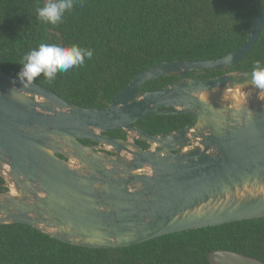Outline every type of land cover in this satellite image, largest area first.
I'll list each match as a JSON object with an SVG mask.
<instances>
[{
  "label": "water",
  "instance_id": "1",
  "mask_svg": "<svg viewBox=\"0 0 264 264\" xmlns=\"http://www.w3.org/2000/svg\"><path fill=\"white\" fill-rule=\"evenodd\" d=\"M263 29L260 14L247 41L223 57L148 66L103 109L71 104L37 82L21 88L0 69V177L10 188L0 192V225L27 224L72 245L112 249L264 217V89L250 70L185 76L239 63ZM163 76L178 79L141 90ZM174 114L195 120L159 134L135 125ZM120 129L132 136L109 135ZM208 259L264 264L232 250H213Z\"/></svg>",
  "mask_w": 264,
  "mask_h": 264
},
{
  "label": "trees",
  "instance_id": "2",
  "mask_svg": "<svg viewBox=\"0 0 264 264\" xmlns=\"http://www.w3.org/2000/svg\"><path fill=\"white\" fill-rule=\"evenodd\" d=\"M47 0H0V69L16 78L23 57L41 43H75L93 57L48 82H35L71 104L103 109L143 69L160 61L211 60L240 48L264 0H75L63 22L38 19ZM264 61V29L254 48L227 69L193 70L211 78L233 70L253 71ZM178 77L163 76L141 90L153 91ZM188 114L150 115L135 123L152 134L186 127ZM126 139L128 132H110ZM84 144L89 140H82ZM138 143L149 148V144ZM0 177V192L9 191ZM213 250H232L264 262V217L162 235L122 248H90L58 240L22 223L0 225V264H211Z\"/></svg>",
  "mask_w": 264,
  "mask_h": 264
},
{
  "label": "clouds",
  "instance_id": "3",
  "mask_svg": "<svg viewBox=\"0 0 264 264\" xmlns=\"http://www.w3.org/2000/svg\"><path fill=\"white\" fill-rule=\"evenodd\" d=\"M74 7L75 0H47L42 7L37 8V16L45 23L58 25L63 22L65 13ZM92 57V49L80 47L75 43L70 46L41 43L24 55L22 67L16 79L24 89L30 88L41 75L48 82H52L59 73L82 66L86 59L90 60ZM252 82L257 88L264 89V61L254 62Z\"/></svg>",
  "mask_w": 264,
  "mask_h": 264
},
{
  "label": "flooded vegetation",
  "instance_id": "4",
  "mask_svg": "<svg viewBox=\"0 0 264 264\" xmlns=\"http://www.w3.org/2000/svg\"><path fill=\"white\" fill-rule=\"evenodd\" d=\"M109 135H110V133H109ZM112 136V135H111ZM127 138H128V136H127ZM90 141V140H89ZM88 145H97V143H95V142H92V141H90V143H87Z\"/></svg>",
  "mask_w": 264,
  "mask_h": 264
},
{
  "label": "rangeland",
  "instance_id": "5",
  "mask_svg": "<svg viewBox=\"0 0 264 264\" xmlns=\"http://www.w3.org/2000/svg\"><path fill=\"white\" fill-rule=\"evenodd\" d=\"M128 136H132V135L128 133Z\"/></svg>",
  "mask_w": 264,
  "mask_h": 264
}]
</instances>
